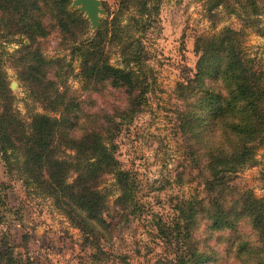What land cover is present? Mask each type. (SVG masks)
Here are the masks:
<instances>
[{"label": "trees", "instance_id": "16d2710c", "mask_svg": "<svg viewBox=\"0 0 264 264\" xmlns=\"http://www.w3.org/2000/svg\"><path fill=\"white\" fill-rule=\"evenodd\" d=\"M133 1L137 14L130 20L145 32L161 0H119L116 17L102 21L98 34L91 36L90 22L71 7L72 0H0V156L28 189L51 198L94 245L109 228L106 176L113 178L123 220L141 210L137 178L116 157L115 142L121 130L117 119L130 123L149 91L145 49L140 38L126 36L129 24L121 23ZM207 7L210 16L222 8L253 24L264 12V0H207ZM53 33L68 52L47 58L41 40ZM242 36L243 31L228 27L196 43V73L180 85L187 105L179 126L194 141L198 178L209 197L193 198L179 215L157 221L159 236L175 244L176 252L172 259L150 264L214 261L213 251L200 250L196 238L202 219L213 232H223L216 237L226 244L223 252L213 253L220 257L217 264H264V197L231 182L244 168L256 166L264 144V75L246 56ZM14 42L22 44L10 56L19 67L26 98L43 108L30 114L29 121L15 108L16 96L3 68L4 43ZM111 48L122 56L120 65L110 62ZM76 61L80 72L75 75L84 89L120 90L126 96L127 110L114 109V130L107 126L113 121L108 111L87 112L84 100L67 85ZM209 141L220 146H209Z\"/></svg>", "mask_w": 264, "mask_h": 264}, {"label": "rangeland", "instance_id": "374dc122", "mask_svg": "<svg viewBox=\"0 0 264 264\" xmlns=\"http://www.w3.org/2000/svg\"><path fill=\"white\" fill-rule=\"evenodd\" d=\"M100 1L106 13L101 15L99 30L93 29L90 23L91 36L98 34L102 21L112 20L119 0ZM130 5L121 16V23L129 24L126 36L140 38L145 49L143 60L148 69L149 91L141 111L130 123L125 121L127 118L117 119L121 130L115 142L116 157L123 168L131 170L137 178L141 210L128 213V219L123 220L119 216L122 211L115 204L117 194L113 193V178L106 176L104 187L111 193L106 211L109 228L94 245L87 242L83 232L72 225L51 198L28 189L0 156V264H150L159 258L172 259L176 245L159 236L157 221L179 215L180 208H186L193 198L209 197L207 188L198 178L196 157H193L194 141L180 130L179 118L187 105L180 95V85L196 73L200 57L196 50L198 39L228 27L243 31L246 56L254 60L256 69L264 75V12L254 17L253 24H248L222 8L210 16L207 0H161L158 14H154L155 18L144 32L134 27L130 20L137 14L136 1ZM60 42L56 33L41 40L47 58L64 56L68 52L62 49ZM4 46L3 68L9 88L16 96L14 105L22 118L29 121L30 114L42 112V104L26 98L19 67L11 59L10 55L22 44L4 43ZM121 59L118 49L111 48L110 62L120 65ZM74 67L67 82L70 90L84 100L87 112L108 111L113 121L107 126L112 124L114 130V109L127 110L126 96L120 90L84 89L75 75L80 72L78 61L74 62ZM137 95L138 90H135L133 96ZM136 101H139L137 97L134 108L138 107ZM256 158V166L244 168L231 182L261 198L264 197V144L258 149ZM222 233L213 232L209 221L200 220L196 232L201 242L200 250L223 252L226 244L216 238ZM213 253L211 256H215V260L206 264H217L220 257Z\"/></svg>", "mask_w": 264, "mask_h": 264}, {"label": "water", "instance_id": "95a60500", "mask_svg": "<svg viewBox=\"0 0 264 264\" xmlns=\"http://www.w3.org/2000/svg\"><path fill=\"white\" fill-rule=\"evenodd\" d=\"M72 7H77L84 13L91 23V27L96 31L99 30L101 25V15L106 13L102 8L100 0H73Z\"/></svg>", "mask_w": 264, "mask_h": 264}, {"label": "clouds", "instance_id": "9594fccd", "mask_svg": "<svg viewBox=\"0 0 264 264\" xmlns=\"http://www.w3.org/2000/svg\"><path fill=\"white\" fill-rule=\"evenodd\" d=\"M208 143H209V146H212V147H219L220 146L218 144H215L214 141H209Z\"/></svg>", "mask_w": 264, "mask_h": 264}]
</instances>
